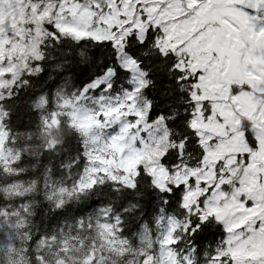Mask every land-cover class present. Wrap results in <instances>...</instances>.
I'll use <instances>...</instances> for the list:
<instances>
[{
    "label": "snow or ice",
    "instance_id": "6c2138e0",
    "mask_svg": "<svg viewBox=\"0 0 264 264\" xmlns=\"http://www.w3.org/2000/svg\"><path fill=\"white\" fill-rule=\"evenodd\" d=\"M0 264H264V0H0Z\"/></svg>",
    "mask_w": 264,
    "mask_h": 264
}]
</instances>
